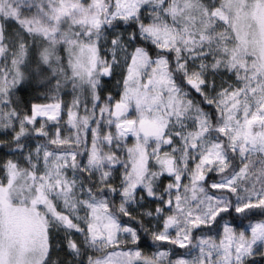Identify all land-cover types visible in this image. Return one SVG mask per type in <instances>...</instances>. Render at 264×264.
Instances as JSON below:
<instances>
[{"label":"snow or ice","instance_id":"6c2138e0","mask_svg":"<svg viewBox=\"0 0 264 264\" xmlns=\"http://www.w3.org/2000/svg\"><path fill=\"white\" fill-rule=\"evenodd\" d=\"M0 264H264V0H0Z\"/></svg>","mask_w":264,"mask_h":264},{"label":"trees","instance_id":"16d2710c","mask_svg":"<svg viewBox=\"0 0 264 264\" xmlns=\"http://www.w3.org/2000/svg\"><path fill=\"white\" fill-rule=\"evenodd\" d=\"M146 251H147V249H146Z\"/></svg>","mask_w":264,"mask_h":264}]
</instances>
